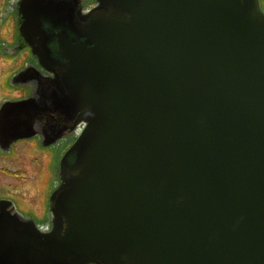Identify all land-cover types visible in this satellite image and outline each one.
I'll use <instances>...</instances> for the list:
<instances>
[{
	"label": "water",
	"instance_id": "obj_1",
	"mask_svg": "<svg viewBox=\"0 0 264 264\" xmlns=\"http://www.w3.org/2000/svg\"><path fill=\"white\" fill-rule=\"evenodd\" d=\"M77 3L23 0L22 31L42 62L57 51L51 19L70 20ZM93 9L133 13L120 26L135 30L126 39L135 45L61 158L51 226L0 215V264H264L261 0H96ZM41 105L0 103V138L34 136Z\"/></svg>",
	"mask_w": 264,
	"mask_h": 264
},
{
	"label": "flooded vegetation",
	"instance_id": "obj_2",
	"mask_svg": "<svg viewBox=\"0 0 264 264\" xmlns=\"http://www.w3.org/2000/svg\"><path fill=\"white\" fill-rule=\"evenodd\" d=\"M22 2L5 0L4 9L0 13V25L5 16L12 19V41L6 43L0 40V54L5 51L16 54L18 60L15 64L20 63L17 64V71L32 67V70L12 81L17 86V98L33 96L42 105L32 119L34 136L19 138L10 146L5 143V139L0 138V155H13L9 154L13 147L27 140H36L48 148L56 146V150L63 148L54 155L52 185L48 186V192L42 196L41 207L33 206L36 197L30 202L14 191L1 193L0 215L14 224L32 221L40 227L49 228L52 224L50 207L54 205L52 194L62 183L61 158L97 118L94 109L99 105L98 101L104 99L105 94L109 95L105 83L113 80L115 72L121 74L122 66L119 67L118 61L125 55L123 49L135 45L126 41L128 36L135 35V30L120 25L132 22L133 13L127 10L93 9L96 0H78L70 20L51 19V28L59 33L56 36L57 51L54 50L56 54L52 60L42 62L37 55L32 54L22 31L25 25ZM96 25L98 27L95 28ZM100 33L105 34L110 45L104 46L97 42L101 38ZM23 131H27L26 128Z\"/></svg>",
	"mask_w": 264,
	"mask_h": 264
},
{
	"label": "rangeland",
	"instance_id": "obj_3",
	"mask_svg": "<svg viewBox=\"0 0 264 264\" xmlns=\"http://www.w3.org/2000/svg\"><path fill=\"white\" fill-rule=\"evenodd\" d=\"M3 9L5 0H3ZM264 8V0H261ZM4 15V12L2 16ZM1 39L4 42H11V30L13 29L12 19L4 17L2 23ZM16 54L4 52L0 54V103L6 100H17V86L12 79L17 67ZM55 147H44L36 140L21 141L9 154L11 156L0 155V194L16 192L22 195L24 199L33 201V206L40 208L42 196L49 190L52 185V163L54 155L61 152ZM19 152V153H18ZM19 154V157H18ZM10 170L11 172H7ZM17 173V175H9ZM32 204V203H31Z\"/></svg>",
	"mask_w": 264,
	"mask_h": 264
},
{
	"label": "crops",
	"instance_id": "obj_4",
	"mask_svg": "<svg viewBox=\"0 0 264 264\" xmlns=\"http://www.w3.org/2000/svg\"><path fill=\"white\" fill-rule=\"evenodd\" d=\"M3 0H0V13L3 11ZM2 34V26L0 25V39Z\"/></svg>",
	"mask_w": 264,
	"mask_h": 264
},
{
	"label": "trees",
	"instance_id": "obj_5",
	"mask_svg": "<svg viewBox=\"0 0 264 264\" xmlns=\"http://www.w3.org/2000/svg\"><path fill=\"white\" fill-rule=\"evenodd\" d=\"M7 172H11L10 170H6Z\"/></svg>",
	"mask_w": 264,
	"mask_h": 264
}]
</instances>
